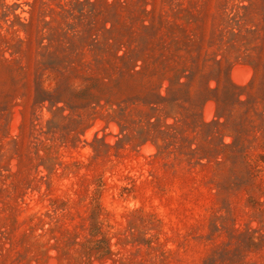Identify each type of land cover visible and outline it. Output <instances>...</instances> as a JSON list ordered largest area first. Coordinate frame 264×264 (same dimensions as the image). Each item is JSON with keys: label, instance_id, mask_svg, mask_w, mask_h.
<instances>
[{"label": "rangeland", "instance_id": "1", "mask_svg": "<svg viewBox=\"0 0 264 264\" xmlns=\"http://www.w3.org/2000/svg\"><path fill=\"white\" fill-rule=\"evenodd\" d=\"M0 264H264V0H0Z\"/></svg>", "mask_w": 264, "mask_h": 264}, {"label": "trees", "instance_id": "2", "mask_svg": "<svg viewBox=\"0 0 264 264\" xmlns=\"http://www.w3.org/2000/svg\"><path fill=\"white\" fill-rule=\"evenodd\" d=\"M156 97L159 98L160 95H158V96L156 95ZM147 104H148V105H151V110H152V111H157V110H158V108L156 107V104H157L156 102H154V101H148Z\"/></svg>", "mask_w": 264, "mask_h": 264}]
</instances>
